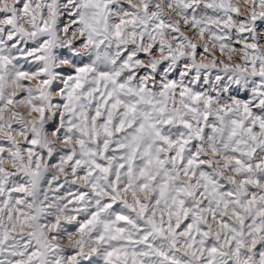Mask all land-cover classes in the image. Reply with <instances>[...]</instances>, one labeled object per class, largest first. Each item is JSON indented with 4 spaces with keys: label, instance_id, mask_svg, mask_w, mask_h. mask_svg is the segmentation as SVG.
I'll return each instance as SVG.
<instances>
[{
    "label": "snow or ice",
    "instance_id": "obj_1",
    "mask_svg": "<svg viewBox=\"0 0 264 264\" xmlns=\"http://www.w3.org/2000/svg\"><path fill=\"white\" fill-rule=\"evenodd\" d=\"M0 264H264V0H0Z\"/></svg>",
    "mask_w": 264,
    "mask_h": 264
}]
</instances>
